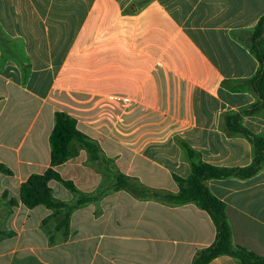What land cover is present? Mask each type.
<instances>
[{
    "label": "crops",
    "instance_id": "crops-1",
    "mask_svg": "<svg viewBox=\"0 0 264 264\" xmlns=\"http://www.w3.org/2000/svg\"><path fill=\"white\" fill-rule=\"evenodd\" d=\"M262 18L264 0H0V164L12 172H0V264H193L216 239L212 218L155 194H177L173 176L193 163H253L244 132L264 139V65L250 49ZM28 107L34 137L14 146ZM57 111L99 160L74 142L56 171L76 192L49 184L67 207L27 209L21 186L51 168ZM114 166L131 182L118 185ZM206 185L234 242L263 256L264 162Z\"/></svg>",
    "mask_w": 264,
    "mask_h": 264
},
{
    "label": "trees",
    "instance_id": "trees-1",
    "mask_svg": "<svg viewBox=\"0 0 264 264\" xmlns=\"http://www.w3.org/2000/svg\"><path fill=\"white\" fill-rule=\"evenodd\" d=\"M264 18L255 28L251 42V52L264 65ZM259 40V41H257ZM263 76L257 82V89L260 91L264 99V70ZM234 131H241L242 128H233ZM248 137H251L256 155L253 163L245 168H221L210 165L208 163H193L192 171L188 178L184 179L176 175L174 180L179 185L177 194L159 195L156 197L163 198L165 201L184 205L193 203L200 209L206 211L216 227V239L208 248L200 250L193 261V264H208L213 259L219 256H230L238 264H264V255L260 256L247 248L237 245L233 240V231L227 216V206L220 199L216 198L208 189L206 181L212 179H226L230 177H238L240 179H250L260 171V167L264 162V139L253 137L248 132H244ZM51 146V168L44 174H34L21 186L20 201L27 209H34L39 206H44L48 209L55 210L67 207L65 204L56 201L50 188L51 181H58L72 192H76V187L71 181H65L56 168L63 165L71 156L72 144H80L90 155L93 162L99 160V147L91 141L84 133L78 129V124L75 119L63 112L55 113V127L49 138ZM192 157L193 152L187 149ZM0 172L12 174L11 171L0 164ZM125 179L120 177L118 185L124 184ZM13 203V202H11ZM68 220H64L59 224V228L67 227Z\"/></svg>",
    "mask_w": 264,
    "mask_h": 264
},
{
    "label": "rangeland",
    "instance_id": "rangeland-1",
    "mask_svg": "<svg viewBox=\"0 0 264 264\" xmlns=\"http://www.w3.org/2000/svg\"><path fill=\"white\" fill-rule=\"evenodd\" d=\"M2 93H3L2 92V88L0 86V95H2ZM4 95H6V94H4ZM24 111H25V118H24V120L22 121V123L19 126V132L16 135V141L14 140V144H13L14 146H18L19 143L23 140L24 142H26L25 147H27L29 145V143L31 142V140L33 139V137H34V133H35L36 129L33 132L29 133L28 127L30 125L29 120L34 115L35 108L28 107ZM88 155H89V153H88ZM89 157H90V155H89ZM100 167H104V165L100 164ZM119 169H120L119 167L116 168V166H114L113 170H112V173L115 174L117 177L125 175V172L120 171ZM63 171L65 172V169L61 171L62 175H65ZM127 180H129V179H127ZM127 180L125 179L124 183H129V181L131 182V180H129V181H127ZM7 182H15V181L12 178H10V179L7 180ZM107 184H108V182H107ZM53 188H54V191H56L57 195H58L57 189L61 190L62 192H65V194L67 192L66 190H68L66 187H64L59 182L53 183ZM32 220H35V216L34 215L32 217Z\"/></svg>",
    "mask_w": 264,
    "mask_h": 264
},
{
    "label": "built area",
    "instance_id": "built-area-1",
    "mask_svg": "<svg viewBox=\"0 0 264 264\" xmlns=\"http://www.w3.org/2000/svg\"><path fill=\"white\" fill-rule=\"evenodd\" d=\"M257 41H259V40H257Z\"/></svg>",
    "mask_w": 264,
    "mask_h": 264
}]
</instances>
